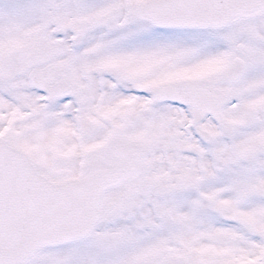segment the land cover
<instances>
[{
    "label": "snow or ice",
    "instance_id": "obj_1",
    "mask_svg": "<svg viewBox=\"0 0 264 264\" xmlns=\"http://www.w3.org/2000/svg\"><path fill=\"white\" fill-rule=\"evenodd\" d=\"M0 264H264V0H0Z\"/></svg>",
    "mask_w": 264,
    "mask_h": 264
}]
</instances>
